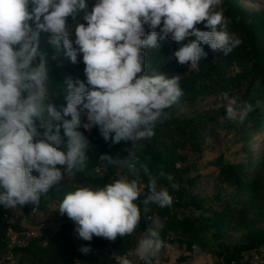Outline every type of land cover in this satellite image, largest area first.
Returning a JSON list of instances; mask_svg holds the SVG:
<instances>
[{"label":"clouds","instance_id":"obj_1","mask_svg":"<svg viewBox=\"0 0 264 264\" xmlns=\"http://www.w3.org/2000/svg\"><path fill=\"white\" fill-rule=\"evenodd\" d=\"M223 2L94 0L89 10L88 0H0V204L13 209L26 204L38 207L52 186L82 172L89 141L77 130L81 126L86 130L98 126L103 139L113 144L151 139L157 122L168 118L165 109L178 104L184 92L179 76L146 72L144 50L158 49V41L165 38L177 44L186 41L172 55L191 69L207 56L202 44L231 53L242 41L230 31L223 10H218ZM69 17L77 22L69 25ZM201 23L208 30L195 27ZM41 32L49 33L55 53L63 49L73 64L82 53L86 83L71 77L62 80L66 106L58 108L50 99L48 61L39 50ZM221 96L226 118L233 122H242L252 110L251 104H238L227 92ZM85 110L88 122L82 123ZM100 159L123 166L132 178L122 175L102 187L85 183L65 193L58 212L75 223L79 238L114 241L117 236H131L141 213L150 212L149 205H172L168 189L157 184L164 178L178 189L170 173L161 169L153 175L133 150L122 160L108 155ZM33 170L39 175L33 176ZM141 173L148 178L146 185ZM144 187L147 193L141 200ZM149 219L143 238L119 257L118 264H135L133 257L153 264L168 246L161 237L163 222L159 217ZM79 251L87 254L91 249Z\"/></svg>","mask_w":264,"mask_h":264},{"label":"trees","instance_id":"obj_2","mask_svg":"<svg viewBox=\"0 0 264 264\" xmlns=\"http://www.w3.org/2000/svg\"><path fill=\"white\" fill-rule=\"evenodd\" d=\"M88 3L90 10L94 0H88ZM221 9L229 21L230 31L242 41L231 53L225 55L219 52L215 56L207 54L199 60L198 67L191 69L188 64H179L172 55L186 41L177 44L165 38L158 41L160 44L158 49L144 50L148 54V58L145 59L146 71L168 70L174 76H179L181 78L179 85L184 92L178 104L165 109L168 118L157 122L155 135L151 139L137 141L135 145L132 141L113 144L111 139L108 141L103 139L98 126L87 130L82 126L77 129L89 141L85 169L77 172L75 176H69V185L60 181L59 184L52 186L46 196H41L38 207L26 204L19 210L21 212L19 218L26 219V216H31L30 211L33 207L44 211L54 202L56 209L53 213L63 222L58 228L51 227L44 236L35 234L24 247H13L11 252L18 264H118V260L110 257V253L121 256L134 249L151 225L150 216L159 217L163 222L161 237L167 245H175L183 249V252H191L193 247H196L200 252L209 255L213 264H246L244 254L252 248L264 245V230L248 224L247 203H242L240 207L235 204L244 192L253 190L257 185V178L247 179L249 174L243 170L242 162H225L218 157L211 163L218 171L216 182L229 192L230 203H224L212 210L205 206L209 198L199 196L198 192H191L195 189L200 176L198 174L190 176V172L194 171L195 160L190 161L188 153L200 156L201 140L208 124L219 119L221 121L218 125L223 131L234 129L237 132H245L260 129L264 123V8L248 11L236 0H224ZM201 26L204 24L195 25ZM145 31L147 35V25ZM157 33L159 35V27ZM201 47L206 53L211 49L204 44ZM39 50L46 55L48 61L49 90L53 95L50 99L58 108L61 105L66 106V101L62 97V80L71 77L86 83L82 53L78 55L77 63L73 64L63 55V49L58 55L49 42L39 45ZM54 56L61 58L65 63L56 65L52 60ZM233 68L238 70L232 72ZM224 92H227L229 97L236 98L238 104L252 105V110L242 122L227 119L224 106L212 110L208 116L179 114L183 108L193 107L197 101L206 97H217L221 103H225L221 96ZM81 120L82 123H87L86 110L82 113ZM130 150L135 152L139 163L148 166L153 175L163 169L173 176V183L179 185L176 190H173L171 184L164 178L157 181L158 188L168 189L173 197L172 205L166 208L149 205L150 212L141 213L138 228L131 236H117L114 241L96 236H93L91 241L79 238L75 231V223L66 214L61 215L58 212L60 201L66 192L74 190L81 184L102 187L122 175L131 179L123 166L110 165L100 159L102 155H108L122 160L129 156ZM31 174L39 175L35 170ZM147 179L141 173L144 185L147 184ZM146 193L147 188L144 187L141 200ZM2 206L0 204V212ZM194 212H197V215H194ZM231 220L236 221L235 223L246 231L241 244L228 245L223 242L225 226L227 221ZM23 230L20 221L15 224L5 223L2 215L0 216V256L6 251L7 234L10 231ZM59 239L62 240V245L59 244ZM81 247H89L91 251L87 254L82 253L79 251ZM185 260L186 256L180 255L176 262Z\"/></svg>","mask_w":264,"mask_h":264},{"label":"rangeland","instance_id":"obj_3","mask_svg":"<svg viewBox=\"0 0 264 264\" xmlns=\"http://www.w3.org/2000/svg\"><path fill=\"white\" fill-rule=\"evenodd\" d=\"M236 1L242 8L248 11H256L264 8V0ZM67 22L69 25H73L77 21L69 17ZM78 22L84 23L86 26V21L83 19H79ZM196 28L205 31L208 30L204 26ZM72 37H75L74 29L72 30ZM50 39L51 36L49 33L41 32L39 35V45L48 43ZM167 39L173 42L170 38ZM219 52L220 51H213L210 49L207 51V54L215 56ZM147 58L148 54L145 56V59ZM52 60L56 65L65 63L64 60L57 56L52 57ZM237 70V68H233L232 72H236ZM147 73L151 74L153 72ZM159 73L165 75L166 78H172L174 76L168 70H163ZM220 106L226 108V102L221 103L217 97H206L197 101L193 107L183 108L179 114L184 116H208L209 112L218 109ZM220 121L221 120L218 119L208 124L202 136V152L200 156L196 157L188 153L190 161L195 160L194 171L190 172V176L194 174L200 176L196 182L195 189L191 190V192H198L199 196L209 198L205 206L212 210L219 208L224 203H230L231 199L229 198V192L216 182L215 178L218 171L211 163L218 157H221L225 162H242L243 170L249 174L247 179L252 180L253 178H257V185L253 190L244 192L241 197L236 200L235 204L237 207H240L242 203H247L246 215L248 217V224L251 227L264 230V123L261 125L260 129L237 132L234 131V129L223 131L218 125ZM61 181L65 185H69L70 177L66 176L65 179ZM20 209L18 205L14 209L2 206L0 216L2 215V218L3 216H7L14 224L20 221L21 225L36 226V224L44 222L48 213L56 209V204L54 202L50 203L44 211L38 209L36 214L26 216V219L23 221L19 218L20 213L17 211ZM193 214L197 215V212ZM235 222L232 220L227 221L225 226L223 242L228 245L241 244L246 233L245 229Z\"/></svg>","mask_w":264,"mask_h":264},{"label":"crops","instance_id":"obj_4","mask_svg":"<svg viewBox=\"0 0 264 264\" xmlns=\"http://www.w3.org/2000/svg\"><path fill=\"white\" fill-rule=\"evenodd\" d=\"M19 213L21 212L19 211ZM62 222L63 221L58 215L50 212L44 222L38 223L36 226L31 225L30 227L34 229L37 236H44L51 227L58 228ZM62 243V240L59 239V244L62 245ZM42 244L44 245V243ZM180 255L186 256V260L176 262ZM153 264H213V260L209 255L200 252L196 247H193L191 252H183V249H179L175 245H168L166 248L162 249Z\"/></svg>","mask_w":264,"mask_h":264},{"label":"built area","instance_id":"obj_5","mask_svg":"<svg viewBox=\"0 0 264 264\" xmlns=\"http://www.w3.org/2000/svg\"><path fill=\"white\" fill-rule=\"evenodd\" d=\"M19 206V205H18ZM23 208V206H19ZM38 211L37 208L33 207L30 211L31 214H36ZM2 220L5 223L11 222L7 216H3ZM24 219H22L23 221ZM24 230L21 232H9L7 234L8 242L6 245V251L0 256V264H18L16 258L11 252L13 247H24L28 240L35 235V231L30 226L22 224ZM124 255V254H123ZM122 256V255H121ZM110 257L115 258L119 261V257L110 253ZM246 259V264H264V245L257 246L250 249L244 254ZM135 264H143V261H140L138 258L133 257Z\"/></svg>","mask_w":264,"mask_h":264}]
</instances>
